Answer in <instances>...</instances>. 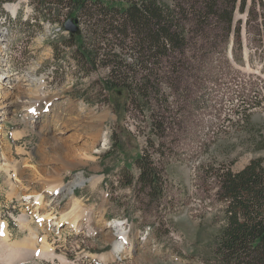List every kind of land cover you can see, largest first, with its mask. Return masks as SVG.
Returning <instances> with one entry per match:
<instances>
[{"label":"rangeland","instance_id":"rangeland-1","mask_svg":"<svg viewBox=\"0 0 264 264\" xmlns=\"http://www.w3.org/2000/svg\"><path fill=\"white\" fill-rule=\"evenodd\" d=\"M39 1L0 8V69L15 102L0 109V264H220L225 203L212 175L264 159V38L247 36L237 12L241 47L186 49L177 83L150 85L145 105L133 90L138 77L110 84L106 51L91 65L76 61L77 45L91 52L99 44L86 19L78 17L80 38L69 45L66 9ZM114 51L123 64L133 61ZM152 110L163 116L158 130L149 125ZM139 155L159 174L155 200L137 183ZM73 202L81 206L74 212ZM75 216L79 226L71 227ZM120 228L127 246L117 244Z\"/></svg>","mask_w":264,"mask_h":264},{"label":"trees","instance_id":"trees-1","mask_svg":"<svg viewBox=\"0 0 264 264\" xmlns=\"http://www.w3.org/2000/svg\"><path fill=\"white\" fill-rule=\"evenodd\" d=\"M13 1L0 0V8L3 3ZM46 1L66 9L65 20L86 19L98 39L99 44L92 46L91 52L84 44L77 45L76 61L91 65L98 61L101 51H106L102 63L111 67L110 84L114 86L138 77L142 81L136 82L133 90L143 99L150 85H158L163 77L177 83L181 74L179 65L188 63L186 49L219 52L229 45L231 51L241 47L240 23L234 18L237 12L245 14L247 36L253 32L264 38L263 0L258 4L255 0L250 4L248 0H169L166 3L133 0L125 6L116 5L114 0H40L37 5L41 8ZM44 9L52 10L51 7ZM77 38L80 36L70 34L69 45H74ZM116 46L121 51L127 50L133 61L123 64L114 51ZM164 59L170 75L165 73ZM149 117L150 128L160 129L159 121L163 118L160 112L152 110ZM134 163L139 170L137 183L142 185L143 194L155 200L161 193V183L152 160L139 155ZM212 178L219 187L217 199L225 203V223L216 247L217 261L264 264V159H251L239 171L221 167ZM126 183L131 184L129 177Z\"/></svg>","mask_w":264,"mask_h":264},{"label":"bare ground","instance_id":"bare-ground-1","mask_svg":"<svg viewBox=\"0 0 264 264\" xmlns=\"http://www.w3.org/2000/svg\"><path fill=\"white\" fill-rule=\"evenodd\" d=\"M7 7H8V10H10V11H12V12H15V10H16V5L15 4H8L7 5ZM59 27H61V26H59ZM58 30H59V28H58ZM5 41V39L4 38H2V35L0 34V43H2V42H4ZM2 54V52H0V55ZM0 62H1V57H0ZM1 64V63H0ZM8 77V75H7V72H3L2 71V69H0V109H3V111H9L11 108H12V106L14 105V100H13V92L12 91H10L9 89H7V88H4L3 87V83H4V80H6V78ZM14 84L10 81V83H9V85H8V87H11V86H13ZM38 91V90H37ZM35 93H37V92H33L32 94L34 95V96H36L35 95ZM29 113H32V115H36L37 113H38V110L35 108V109H29V110H27ZM105 116H103V118H104ZM103 118H101V119H103ZM88 137V136H87ZM98 138V135L97 134H95L94 136H90V137H88L86 140L89 142V143H94L95 141H96V139ZM53 139V138H52ZM57 150H58V153L60 154V152H61V149H60V147H58L57 148ZM53 156H55V155H53ZM82 182H83V180H77V183H75V184H82ZM53 189H56V186L55 185H53V186H51ZM48 188V187H47ZM70 190V189H69ZM54 191H56V190H54ZM38 202V201H37ZM80 205H78L76 202H73V204H72V209H71V211H77V209L79 210L80 209ZM85 209L84 208H82V212L84 211ZM61 218H63V217H61ZM47 219H50V217H48ZM80 217L79 216H75V218L74 219H72L71 221H72V223H71V221H70V225H71V227H76V226H79V221H80ZM55 224H58V222H53L52 223V225H55ZM118 225H121V224H116V226H118ZM5 226H6V224L4 223V222H0V233H4L5 232ZM114 226V225H113ZM120 230V233H118V235L116 236L117 237V240L118 239H120V242L119 243H117L118 244V246L120 245V247H122V246H125L127 243H128V240H127V237H126V232H125V229L124 228H120L119 229ZM115 235V234H114ZM112 236V235H111ZM110 237V236H109ZM123 241V242H122ZM18 246V245H17ZM127 246V245H126ZM25 247V246H24ZM126 250L128 249V248H125ZM129 250V249H128ZM118 251H120V249L119 248H115V252H118ZM18 256V255H17ZM16 259V258H15Z\"/></svg>","mask_w":264,"mask_h":264},{"label":"water","instance_id":"water-1","mask_svg":"<svg viewBox=\"0 0 264 264\" xmlns=\"http://www.w3.org/2000/svg\"><path fill=\"white\" fill-rule=\"evenodd\" d=\"M64 29L70 34H78L80 32L78 20L76 18L70 17L66 19L63 23Z\"/></svg>","mask_w":264,"mask_h":264}]
</instances>
